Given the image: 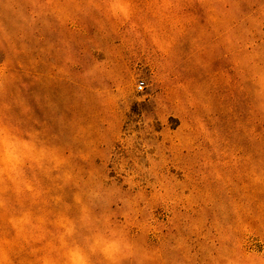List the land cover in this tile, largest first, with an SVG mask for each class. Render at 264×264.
<instances>
[{
	"label": "rangeland",
	"instance_id": "1",
	"mask_svg": "<svg viewBox=\"0 0 264 264\" xmlns=\"http://www.w3.org/2000/svg\"><path fill=\"white\" fill-rule=\"evenodd\" d=\"M5 126L40 151L0 175V264L99 216L127 264L264 260V0H0Z\"/></svg>",
	"mask_w": 264,
	"mask_h": 264
},
{
	"label": "clouds",
	"instance_id": "2",
	"mask_svg": "<svg viewBox=\"0 0 264 264\" xmlns=\"http://www.w3.org/2000/svg\"><path fill=\"white\" fill-rule=\"evenodd\" d=\"M0 139L3 141L0 175L4 176L7 183H13L21 158L27 160L34 153H39L40 146L32 144L27 135L17 137L6 126L0 128ZM27 190L31 191L30 188ZM79 226L87 233L83 244L74 238L76 228L66 226L63 222L53 227L54 232L45 231L34 237L36 240H44L46 234L53 235L55 242L48 240L35 248L32 264H127L137 255L138 250L128 238L124 226L110 217H90L86 220L81 218ZM231 264L237 262L232 261ZM260 264H264V260Z\"/></svg>",
	"mask_w": 264,
	"mask_h": 264
},
{
	"label": "built area",
	"instance_id": "3",
	"mask_svg": "<svg viewBox=\"0 0 264 264\" xmlns=\"http://www.w3.org/2000/svg\"><path fill=\"white\" fill-rule=\"evenodd\" d=\"M145 86V81L143 79H139L136 83V89L138 91L142 90Z\"/></svg>",
	"mask_w": 264,
	"mask_h": 264
}]
</instances>
